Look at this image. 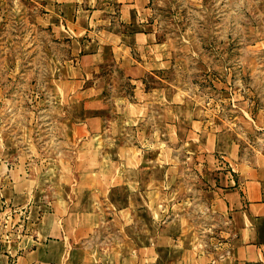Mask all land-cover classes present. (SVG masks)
Instances as JSON below:
<instances>
[{
	"label": "crops",
	"instance_id": "1",
	"mask_svg": "<svg viewBox=\"0 0 264 264\" xmlns=\"http://www.w3.org/2000/svg\"><path fill=\"white\" fill-rule=\"evenodd\" d=\"M45 1L68 46L55 87L73 155L39 167L19 143H0L1 263L264 264V110L214 126L167 84L149 89L172 66L152 0ZM119 78L126 89L113 93ZM156 106L160 140L141 135ZM181 164L206 182L197 211L174 188Z\"/></svg>",
	"mask_w": 264,
	"mask_h": 264
},
{
	"label": "rangeland",
	"instance_id": "2",
	"mask_svg": "<svg viewBox=\"0 0 264 264\" xmlns=\"http://www.w3.org/2000/svg\"><path fill=\"white\" fill-rule=\"evenodd\" d=\"M49 9L45 0H0V143H19L39 167L73 155L72 121L55 87L68 46L55 38ZM151 9L150 23L172 66L167 73L156 71L149 89L167 84L188 99L185 108L203 112L214 126L238 128L242 117L264 110V0H152ZM117 81L113 93L126 89V80ZM160 108L144 124L142 137L165 138ZM156 153L152 149L146 158ZM149 172L145 167L144 180ZM176 174L174 188L191 197L197 211L195 195L206 182L187 164ZM201 222L213 219L203 215Z\"/></svg>",
	"mask_w": 264,
	"mask_h": 264
},
{
	"label": "built area",
	"instance_id": "3",
	"mask_svg": "<svg viewBox=\"0 0 264 264\" xmlns=\"http://www.w3.org/2000/svg\"><path fill=\"white\" fill-rule=\"evenodd\" d=\"M0 264H2L1 261H0Z\"/></svg>",
	"mask_w": 264,
	"mask_h": 264
}]
</instances>
